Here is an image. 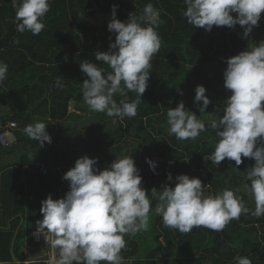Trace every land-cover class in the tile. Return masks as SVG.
<instances>
[{"label":"trees","instance_id":"1","mask_svg":"<svg viewBox=\"0 0 264 264\" xmlns=\"http://www.w3.org/2000/svg\"><path fill=\"white\" fill-rule=\"evenodd\" d=\"M18 2L0 0V61L8 65L0 83V134L8 123L15 124L10 128L14 141L0 144V262L24 264L21 241L43 218L41 202L49 194L53 199L65 196L69 182L63 176L78 158H98L97 167L103 170L116 157L133 155L149 191L151 210L147 231L125 236L121 256L126 264H236L238 256L264 264V215L251 214L255 202L248 172L255 161L242 157L236 169L227 158L219 165L209 159L218 140L210 118L223 115L231 94L224 87L225 61L264 40V14L259 26L243 38L239 25L213 26L211 31L194 28L183 16V0H49L45 28L33 35L16 29ZM148 3L160 13L157 31L162 45L152 59L137 115L121 120L91 111L82 96L87 77L80 63L85 59L99 63L94 53L108 51L114 42L115 35L107 28L113 5H118L116 18L126 21L131 12L141 15ZM97 15L107 20L92 24ZM197 85L206 88L211 100L204 113L194 103ZM128 97L135 99L136 93L128 92ZM180 101L205 122L206 130L195 140H178L169 133L167 111ZM36 121L48 124L52 138L43 148L24 132ZM146 158L156 162L158 174ZM169 173L173 181L167 179ZM180 174L201 179L205 195L234 190L249 213L222 231L195 227L181 233L165 227L150 191L165 184L174 187Z\"/></svg>","mask_w":264,"mask_h":264},{"label":"clouds","instance_id":"2","mask_svg":"<svg viewBox=\"0 0 264 264\" xmlns=\"http://www.w3.org/2000/svg\"><path fill=\"white\" fill-rule=\"evenodd\" d=\"M183 16L194 28L211 31L213 26L237 25L248 38L264 14V0H183ZM118 5L112 6L107 24L115 35L108 51H96L94 63L85 59L81 72L87 77L82 83V96L89 109L124 119L137 115L142 96L148 87L152 59L161 48L157 31L159 11L148 3L141 15L129 13L126 21L116 18ZM49 0H19L16 7V29L38 35L45 28ZM235 13V15H233ZM18 43V41H15ZM67 59V57H65ZM223 72L224 87L230 91L223 115L211 116L210 127L218 138L209 157L214 164L226 158L234 161L236 169L243 158L255 161L248 172L250 192L255 202L252 215H264V40L250 49L226 59ZM107 65V68L100 66ZM8 73V65L0 61V83ZM206 88L197 85L194 103L200 113L211 103ZM128 92L136 93L129 99ZM182 95V93H180ZM116 95L123 97L117 100ZM169 133L178 140H195L206 130L205 122L180 101L167 111ZM115 122V121H114ZM43 121L25 127V134L43 148L52 138ZM156 173V162L146 158ZM98 158L84 155L75 161L63 179L69 182L64 197L53 199L49 194L41 202L42 219L37 230H46L55 239L52 245L59 256L52 264H122L121 251L126 248L125 236L147 231L151 201L143 187L140 170L133 155L117 158L103 170L97 167ZM167 179L173 181L171 173ZM175 186L165 184L152 188L157 200L155 212L165 227L189 233L195 227L222 231L228 223L248 214L250 209L231 189L216 195H205L201 179L180 174ZM236 264H252L248 257H236ZM2 264V262H0ZM19 264V262H17Z\"/></svg>","mask_w":264,"mask_h":264},{"label":"built area","instance_id":"3","mask_svg":"<svg viewBox=\"0 0 264 264\" xmlns=\"http://www.w3.org/2000/svg\"><path fill=\"white\" fill-rule=\"evenodd\" d=\"M15 124L10 122L8 123L7 130L0 134V144L8 145L14 141V136L10 128L14 127ZM59 198H62L59 194ZM31 246L24 249L25 259L24 264H52L55 258L59 256V249L53 247L52 241L55 239L53 235L48 233L46 230L38 231L37 227L31 230L28 234ZM41 248V255L30 258L28 257L29 250L31 248Z\"/></svg>","mask_w":264,"mask_h":264},{"label":"rangeland","instance_id":"4","mask_svg":"<svg viewBox=\"0 0 264 264\" xmlns=\"http://www.w3.org/2000/svg\"><path fill=\"white\" fill-rule=\"evenodd\" d=\"M107 20V17H103V16H95L91 19V23L92 24H97V25H101L103 22H105ZM29 246H31L30 241L28 240V237H25L22 241H21V247L22 250H24L25 248H28ZM127 261L122 260V264H126Z\"/></svg>","mask_w":264,"mask_h":264},{"label":"water","instance_id":"5","mask_svg":"<svg viewBox=\"0 0 264 264\" xmlns=\"http://www.w3.org/2000/svg\"><path fill=\"white\" fill-rule=\"evenodd\" d=\"M41 255V248H31L28 253V257L35 258L37 256Z\"/></svg>","mask_w":264,"mask_h":264}]
</instances>
